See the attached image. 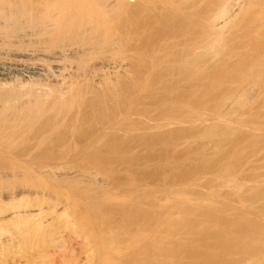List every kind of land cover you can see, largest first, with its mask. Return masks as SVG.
Wrapping results in <instances>:
<instances>
[{
  "label": "rangeland",
  "instance_id": "obj_1",
  "mask_svg": "<svg viewBox=\"0 0 264 264\" xmlns=\"http://www.w3.org/2000/svg\"><path fill=\"white\" fill-rule=\"evenodd\" d=\"M165 1L168 0H151V7L159 9L174 1L176 8H180H170L171 12H165L163 18L154 12V16L162 18V21L151 24V37L147 38H151V46L148 47L146 41L140 45V55L145 56H140L143 59L139 60L144 61L145 58V65L140 61L142 65L137 64L135 68L140 84L137 88L139 101L137 99L136 102L141 104H136L139 116L135 121L138 122L137 127L134 125L137 130L133 125V135L115 133L111 137L108 134L95 144L96 137L100 136L96 133L101 132L105 122L99 115L89 122L90 128L86 125L89 133L82 128L85 133L81 134V140L75 139L81 142L80 145L71 142L72 148L60 150L62 152L22 156L3 151L0 153V193L21 186L31 187L32 193H26L24 197L15 195L16 198L1 196L0 213L41 205L45 210L48 208V212L59 206L58 211L63 214V203L76 204L78 200V214L93 218V240L100 229L104 232H99V235H105H101L104 237L101 243L103 254L110 250V247L108 250L104 247L109 244L106 239L110 232L129 236L133 234L129 224L136 222H140V230L148 231L145 237H150L149 240H142L137 247L139 253L136 251L135 256L130 253L124 259L128 262L123 261L124 264H264V0H232V21L228 26L219 19L222 0ZM165 6L163 8L169 9ZM156 12L160 13L159 10ZM214 20L218 24L215 28L210 24ZM178 32L181 36L183 32L186 37H175L181 39L174 45L171 43L179 47L167 49L170 52L175 49L170 53L172 57L165 56L167 50L159 53L160 43L170 39V34L178 35ZM210 37L219 42L215 52L211 50L214 54L208 49L206 52L203 47ZM158 39L161 47L157 44ZM183 49L186 55H181ZM194 51L192 55L196 54L197 58L190 55ZM161 96H168L166 98L170 102L166 98L162 100ZM146 104L150 105L149 109ZM180 118L183 122L178 121ZM166 124L169 127L165 128ZM83 144H88L87 149L80 148ZM30 169L37 176L27 175V178L25 171L22 173ZM22 174L25 177H21ZM39 175L42 176L40 179ZM75 210L72 207L62 216L63 222L46 229L44 234L48 246L41 245L39 239H30L28 245L8 250V254L1 256L0 264L10 261L24 264L22 261L26 256L41 250L45 251L42 264H61L63 257L70 256L80 259L82 250H85L83 237L63 226L66 218L69 217L66 221H72ZM15 223L4 221L0 224V231L3 234L16 233ZM32 231L26 229L27 234ZM116 246L120 248L123 245ZM124 248L122 250L127 249Z\"/></svg>",
  "mask_w": 264,
  "mask_h": 264
},
{
  "label": "bare ground",
  "instance_id": "obj_2",
  "mask_svg": "<svg viewBox=\"0 0 264 264\" xmlns=\"http://www.w3.org/2000/svg\"><path fill=\"white\" fill-rule=\"evenodd\" d=\"M158 1L160 2V0ZM169 1L171 0H168L165 2L168 3ZM231 1L232 0H222L221 5H223V7H221V10L219 13V19L224 20V25H227L231 23L232 21V18H231L232 16L230 15L232 14L231 12L233 10V7H232L233 5ZM164 6L162 5V7L159 9L155 7H151V0H0V153H2L3 151H6L11 154L14 153L15 155L29 156L31 154L40 155V154H45V153H53L56 151L62 152L64 149L66 150L67 147L72 148L70 146L72 143H75L74 145L76 146L80 145L81 142L78 143L76 142L78 140L75 141V139H80L81 134L83 132L85 133V131L82 130V128H84L87 132L88 128L86 127V125H88L90 121L95 120L99 115H102L104 117L106 124L105 122L104 124L101 122L103 124L102 129H100L101 132H98L99 129L98 131L96 130V132H98L96 134H99L100 136L96 137L97 141L95 142V144L97 142L99 144V141H101V137L103 136L107 137L108 134L111 135V137L112 135L115 136L114 135L115 133L116 135L120 133V135L122 134V136L123 134H126L127 136V134L129 135L130 133H131L130 135H133L136 129L135 125L138 123V122L137 123L135 122L138 120L137 116H139L137 115L139 110L136 108V104L138 103L136 101L138 99L137 98V90H138L137 88L140 87V84L138 85V81L136 78L137 72L135 73L137 69L135 70V68H137L136 67L137 64L142 65L140 63L141 60H139V58L143 59L142 57L145 56V55L143 56L140 55L141 54L139 52L140 45L144 44L143 42L146 41L147 42L146 45L151 46V38L147 40L148 37H151L150 36L151 29H152L151 24L157 20L162 21L161 19L164 17V13L168 11L171 12V9L174 8L175 3L173 1V2H169L168 4H166L165 7L168 6L169 9L163 8ZM178 8H180V6ZM158 10L160 11V13L156 12ZM154 12L156 14L158 13L157 16L159 18L162 16L163 17L161 19H157V16H154L155 14H153ZM161 12L163 15L161 14ZM179 12H182V11H179ZM152 16H154L155 18ZM215 21L217 20L210 22L213 28L218 26L217 22ZM187 32H188L187 34L189 35L191 34L189 31ZM174 34L173 35L170 34V39L164 40L167 42H164L163 41L164 38L162 39L163 35L161 36V39L163 42H161L160 45L162 47L159 46L158 43L161 40L158 39L157 44L159 47H161L160 48L161 50L158 51L159 53L162 50L163 52H165L167 49L173 48V47L175 48L177 46L176 41H179V39L182 38L183 32H182V36L180 33L176 36H174ZM187 34H184V35H187ZM178 36L179 37L181 36V38L177 40ZM164 37H165V34H164ZM167 37L169 38V36ZM210 38L207 39V42L204 41L206 42V44L204 43L205 45L203 46L205 47L204 50L205 49L209 50V51L207 50L208 52L214 51L216 49L215 46H217L216 43L217 44L219 43L218 39L214 37L211 39ZM174 42H176L175 43L176 46L171 45V43H173L174 45ZM162 48H164L165 50ZM169 50L165 52L166 54L165 56L170 55L169 58H171L172 56L170 53L171 52L173 53V50L175 49H171V52ZM196 51L190 52V55H192V53H195ZM198 51L196 52V54L199 53ZM214 52L212 53L214 54ZM183 53H184V49H183L182 54L181 53L180 54L186 55ZM149 54L151 56V52ZM161 54H160V57H161ZM196 54L192 55L193 58L194 57L197 58ZM197 60H199V58ZM144 61H145V58H144ZM144 61H141L144 63L143 65H145ZM149 65L151 66L150 63ZM176 77H173V78H176ZM143 84L141 86H143ZM165 85L167 86V84ZM165 98L162 100H165ZM166 99L167 101L169 100L168 98ZM159 101L160 103L163 102V101L161 102V100ZM164 103H167V102L165 101ZM139 104L140 103H138L137 105ZM148 106L150 105H147V108ZM148 112L149 114L151 113L150 111ZM148 112L146 111V113ZM200 114L201 112L199 113V115ZM204 116L206 115L204 114ZM182 118H180L181 120H178V121H182ZM168 120L169 118L167 119V121ZM184 121H185V118H184ZM167 124L165 128L169 127L168 125H170V124L168 125ZM133 125L135 129H132ZM157 125H155V127ZM176 126H179V125H176ZM155 127L153 126L154 129ZM149 128L150 130L152 129L151 127ZM147 132L148 134L151 133L150 131H147ZM121 143H125V141ZM87 145L88 144H85V145L83 144L80 146V148L85 149ZM88 148H90V145ZM24 171L26 173L25 176L27 178L28 176L34 177L36 175L35 172L32 173L31 169L29 171L23 170L22 173ZM23 176L24 175L22 174L21 177ZM41 177L39 175V179ZM234 186H236V184ZM13 188L11 189L12 191L10 190L8 191L7 189V191L5 190V192L0 193V199H2V197L4 196L8 198H13L15 195L23 196L26 193L28 194L32 193L31 187L21 186L19 188H16V190H13ZM34 192L38 194V191H34ZM119 196L120 195H118L117 197ZM117 197H116V200L118 201ZM175 197L176 196H174V198ZM39 199L40 201L38 199L37 200L40 203H42L41 198ZM112 199H115V198H112ZM119 199L121 198L119 197ZM122 200L124 201V199ZM123 201L121 203H123ZM159 201L161 202V199ZM64 202L66 201L64 200ZM78 202L79 201L76 200L75 202L76 204L71 203V202L63 203L62 208H61V211L63 214H61L58 211L59 206L54 207V211L48 212L46 211L48 208L45 210L44 207H40L41 205L40 206L38 205V208H35V207L32 208L28 206L22 209L16 208L17 210L12 211V212L9 211L8 213H0V224L4 223V221L13 222V223H15L16 221L18 222V223H15L17 224L16 233L3 234L0 231V259H1V256H4L5 253L11 248L13 250L14 248H17L22 244L28 245L30 239L31 240L39 239L41 241V245L48 246L49 244L45 237L46 235L44 234V232L46 231V229L48 230L50 228L55 227V225L59 221L63 222V219H64L63 215L64 214L66 215L67 214L66 211H68L72 207H73V210L76 209L74 211L75 214L74 213H73L74 215L72 214L73 215L71 219L72 221L68 222L66 220L67 219L69 220V217L66 218L63 226L67 229H70L75 235H80L83 237L84 240L82 241L83 242L82 246L85 247V250L84 249L82 250L83 256L82 257L80 256L79 257L80 259H74V258H71V256L68 258L63 257L61 264H116V263L118 264L119 263L118 261L128 262V260H124V259L128 258V255L130 253L134 256L137 255L136 253L139 251V250L137 251V247L139 248L138 244H140L142 240H144L145 242L147 238L149 240L150 237H145V236H148L147 234L148 231L146 230L144 231L143 230L144 228L140 230L139 228L140 222L138 223L139 224L138 225L136 222L137 219H135L136 224L134 223L132 225L129 222L130 223L129 229L132 230L131 228H133L132 230L133 234H130L129 236H127V234L126 235L123 234L125 238L122 235V233H119V232H118L119 233L118 235L115 234L116 232L115 233L110 232V234H108L110 236L108 237V239H106V241L109 242V244L107 242L106 243L109 246L105 244L104 247L107 250H108V247H110V250H108L107 253L103 254L104 252H102L101 250L103 249V245L101 243L104 242V237H102L101 235H104V234L99 235V232L101 231L100 229L99 232L96 234L95 240H93L94 228H92V225H91V221L93 220V218L89 216L90 214L88 211L87 212L89 215L87 213L86 215H88L89 217L82 216L83 213L81 215L78 214L79 212V211L77 212V209L79 206L77 205ZM118 202H120V200ZM161 209L160 211H162ZM49 210H52V209L49 208ZM154 215L156 214L154 213ZM23 226H25V228ZM28 228L30 230H33L32 232L28 233L29 235L26 233V229L28 231ZM134 229L136 230L135 232H134ZM93 242L94 244H92ZM150 242L151 241H148V243ZM39 243L40 242H37V244ZM117 244H120L123 246H120L119 248V246H116ZM128 246L130 247L128 248ZM123 248L124 249L127 248V249L122 250ZM99 253H101L100 254L101 257L99 255V258H98ZM44 255H45L44 250L38 251L34 255L26 256L24 262L22 261V263L42 264ZM7 256L8 255H6L5 257ZM8 264H15V262L12 263V261H10ZM122 264H124V262ZM128 264H131V263H128Z\"/></svg>",
  "mask_w": 264,
  "mask_h": 264
}]
</instances>
